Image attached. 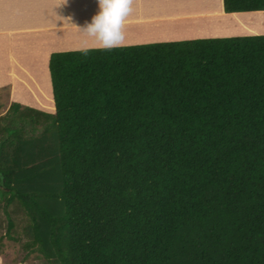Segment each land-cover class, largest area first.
I'll return each mask as SVG.
<instances>
[{
	"label": "trees",
	"instance_id": "obj_1",
	"mask_svg": "<svg viewBox=\"0 0 264 264\" xmlns=\"http://www.w3.org/2000/svg\"><path fill=\"white\" fill-rule=\"evenodd\" d=\"M87 49L50 54L53 112L0 105L22 262L264 264V34Z\"/></svg>",
	"mask_w": 264,
	"mask_h": 264
},
{
	"label": "crops",
	"instance_id": "obj_2",
	"mask_svg": "<svg viewBox=\"0 0 264 264\" xmlns=\"http://www.w3.org/2000/svg\"><path fill=\"white\" fill-rule=\"evenodd\" d=\"M13 1H17L23 17L20 21L13 20L15 28L2 33L21 34L24 40L20 41L25 49L30 44L25 41L26 38L36 39V44L43 49L55 44H61V48L66 46L64 51L95 48L90 37L70 27L59 17L72 16L77 25L83 26L97 12L96 0H69L67 8H54V0ZM11 7H16V2ZM132 7L133 11L125 24V42L122 46L192 39L194 37L186 35V29L193 28L195 34L203 31L204 27H211L205 32L211 31L214 33L212 35H216L224 30L228 32L224 35H230L235 29L243 30V24L255 23L258 14L264 12H226L223 0H219L218 5L213 0H134ZM55 12L57 17L50 18L55 16ZM9 52L12 53V49ZM10 95L12 99V88Z\"/></svg>",
	"mask_w": 264,
	"mask_h": 264
},
{
	"label": "rangeland",
	"instance_id": "obj_3",
	"mask_svg": "<svg viewBox=\"0 0 264 264\" xmlns=\"http://www.w3.org/2000/svg\"><path fill=\"white\" fill-rule=\"evenodd\" d=\"M16 2V7H11ZM215 4H219V0H213ZM15 11V13H14ZM57 17V12L54 13ZM22 13L17 7V1L0 0V105L2 113L8 109L11 101H17L28 106L41 109L46 112L54 111V102L52 97L51 81L48 71V59L52 52L64 51L61 44L47 45L44 49L36 44V39H27L28 47L25 49L24 44L20 40L24 38L19 33H2L5 30L15 28L14 21H20ZM257 21L252 24H243L244 28L235 29L230 35H224L227 31H219L216 35L206 30L211 27H204L203 31L195 34L193 29H186V35L194 38L204 37H230L248 34H264V12L258 14ZM29 35V34H25ZM8 47L10 49L8 50ZM12 49V53L9 52ZM26 50V52H19ZM11 53V56L9 55ZM12 73L14 75L12 76ZM11 88L13 96L11 99ZM47 98V99H46ZM6 230L2 229L0 235V264H20L22 256L27 250L24 242L20 239L13 242L5 234ZM2 246V248H1ZM47 264L40 257L31 255L29 259L21 264Z\"/></svg>",
	"mask_w": 264,
	"mask_h": 264
},
{
	"label": "clouds",
	"instance_id": "obj_4",
	"mask_svg": "<svg viewBox=\"0 0 264 264\" xmlns=\"http://www.w3.org/2000/svg\"><path fill=\"white\" fill-rule=\"evenodd\" d=\"M54 8H67L69 0H54ZM134 0H96L97 12L83 26L77 25L72 16L59 17L67 25L90 37L97 50L111 51L125 42V24L133 11ZM90 49H84V54Z\"/></svg>",
	"mask_w": 264,
	"mask_h": 264
},
{
	"label": "bare ground",
	"instance_id": "obj_5",
	"mask_svg": "<svg viewBox=\"0 0 264 264\" xmlns=\"http://www.w3.org/2000/svg\"><path fill=\"white\" fill-rule=\"evenodd\" d=\"M218 16V15H217ZM47 99V98H46Z\"/></svg>",
	"mask_w": 264,
	"mask_h": 264
}]
</instances>
